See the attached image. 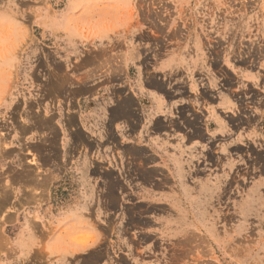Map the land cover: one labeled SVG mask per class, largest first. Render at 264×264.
Listing matches in <instances>:
<instances>
[{
  "label": "rangeland",
  "instance_id": "obj_1",
  "mask_svg": "<svg viewBox=\"0 0 264 264\" xmlns=\"http://www.w3.org/2000/svg\"><path fill=\"white\" fill-rule=\"evenodd\" d=\"M79 145L118 202L47 198ZM0 264H264V0H0Z\"/></svg>",
  "mask_w": 264,
  "mask_h": 264
},
{
  "label": "crops",
  "instance_id": "obj_2",
  "mask_svg": "<svg viewBox=\"0 0 264 264\" xmlns=\"http://www.w3.org/2000/svg\"><path fill=\"white\" fill-rule=\"evenodd\" d=\"M158 106L161 105V102H159L157 104ZM118 107V104L112 105L110 106V110H109V115H108V119L107 121L104 120V123H106V125H111L113 126V128L117 127L118 122H120V120H123L124 118H119V117H113V113H114V109ZM71 119V117H70ZM103 122V121H102ZM101 124V123H100ZM129 131L132 134L137 133L138 127L137 129H135L136 127H134L131 123L129 125ZM163 128H166V125L163 124L162 127L160 126L158 129L161 131L163 130ZM179 141H181V139H178ZM192 139H189V141H191ZM97 143L96 140H93V144L95 146V144ZM162 143V142H161ZM81 145H79V149H77L75 152H73L71 150V147H68V150L65 151V153L62 156H59L57 159L53 158V162L51 163L50 171H49V175H51V184L48 187V192H47V198H50V190H51V185L53 183V181L55 180V174L56 172H60L59 171V166L58 163L63 164L62 167V171L60 172L62 175L64 173H66L67 171H73L74 172V179H75V197L74 199H72L70 202H109L108 201V195L111 196H115L116 201L118 202V193L117 191L120 189V187H114V183L113 182H109L110 184L106 183V180L103 179L102 176H98L101 169L99 167L100 165V161L101 159H106L108 158L106 155L105 157L103 156L102 152L99 151H94V153H92V151H85V149H80ZM128 145H126L127 147ZM140 148V155L137 157H142V170L141 172H133L131 170H128V166H127V161H128V155H126V161H125V168L124 170H120L118 171L120 168H115L114 169H109L110 173H111V177L113 178L112 180H117L121 185H127L126 189L127 191H152L151 188V163H154L155 165H158V163H156L154 160H152V153L149 151H144L143 146H139ZM115 155V154H114ZM109 158L112 160L113 159V154L109 153ZM115 159L118 161L119 164V159L117 158V156H115ZM50 163V159L48 161V164ZM160 168L162 167V164L159 163ZM164 170L163 173H159L158 170V174L159 175H164L165 176V166H163ZM58 173V174H60ZM137 174V176L142 177L143 180V184L139 187H136V185L131 183H127V180L129 179H133L135 177V175ZM125 176L126 177V182L124 183L122 180L120 179V176ZM100 179H99V178ZM155 183H162L161 181H155ZM125 187V186H124ZM68 215V218L65 219V222H70L69 225L66 227V232H69L70 234H76V233H80L84 230L85 227L82 228V226L85 223V220L88 218V215L86 213H84L83 210H79L78 212L73 211L72 213H68L66 214ZM65 215V216H66ZM72 223V224H71Z\"/></svg>",
  "mask_w": 264,
  "mask_h": 264
}]
</instances>
